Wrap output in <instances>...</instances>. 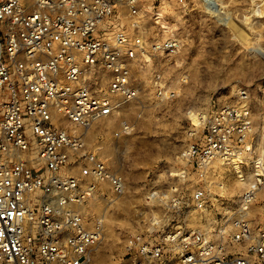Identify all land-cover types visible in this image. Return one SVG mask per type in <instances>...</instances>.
<instances>
[{
	"label": "built area",
	"instance_id": "2783aa9c",
	"mask_svg": "<svg viewBox=\"0 0 264 264\" xmlns=\"http://www.w3.org/2000/svg\"><path fill=\"white\" fill-rule=\"evenodd\" d=\"M137 3L0 0V264L91 263L102 228L90 226L80 206L106 192L123 194L125 179L89 148L88 132L139 95L136 70L148 54L179 48L175 39L147 47L135 21ZM151 86L158 99L173 97L161 73ZM128 130L122 121L114 135ZM252 134L251 111L241 103L218 108L201 131L189 133L180 157L198 179H208L221 161L236 180L241 175V191L212 229L129 236L132 264H264V220L254 225L250 216L264 189V159L252 149ZM218 198L224 204L225 196ZM190 200L206 211L205 183Z\"/></svg>",
	"mask_w": 264,
	"mask_h": 264
},
{
	"label": "rangeland",
	"instance_id": "374dc122",
	"mask_svg": "<svg viewBox=\"0 0 264 264\" xmlns=\"http://www.w3.org/2000/svg\"><path fill=\"white\" fill-rule=\"evenodd\" d=\"M215 1L223 7L222 19L208 12L205 0H138L135 21L147 47L175 39L179 48L173 55L148 54L136 70L139 95L121 101L117 116L95 123L88 132L89 148L125 179L123 194L106 192L80 206L87 223L102 228L90 264H132L125 250L129 236L179 226L212 229L216 214L234 205L243 181L235 179L229 165L214 162L201 182L180 157L189 133L201 131L218 108L248 106L255 153L264 158V0ZM156 72L172 91L170 100L156 97L151 86ZM122 121L129 130L115 136ZM201 183L211 194L205 212L190 200ZM217 194L225 196L224 204ZM172 197L178 199L176 205L170 203ZM250 216L254 225L263 222L264 189Z\"/></svg>",
	"mask_w": 264,
	"mask_h": 264
},
{
	"label": "bare ground",
	"instance_id": "6f19581e",
	"mask_svg": "<svg viewBox=\"0 0 264 264\" xmlns=\"http://www.w3.org/2000/svg\"><path fill=\"white\" fill-rule=\"evenodd\" d=\"M205 2H206V9L209 10L208 12L212 13L214 16H217L219 19H220V17L222 19V15L224 14V11H222L221 9H223V7H219L215 0H205ZM219 19H217V20H219ZM227 21H229V20L227 19ZM253 143H254V145L252 146V149L256 152V150H255V142H253ZM257 156H258L257 159H259V160L264 159L262 154H261L262 157H259V155H257ZM240 176H239V178H240ZM242 184H244V183L242 182ZM242 184H239V185L241 186ZM154 197H155V194H152L151 198L154 199Z\"/></svg>",
	"mask_w": 264,
	"mask_h": 264
}]
</instances>
